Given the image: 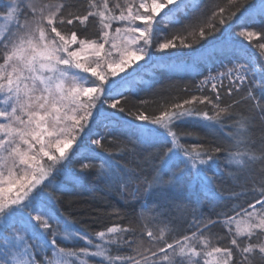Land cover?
<instances>
[{
  "label": "snow or ice",
  "instance_id": "6c2138e0",
  "mask_svg": "<svg viewBox=\"0 0 264 264\" xmlns=\"http://www.w3.org/2000/svg\"><path fill=\"white\" fill-rule=\"evenodd\" d=\"M200 2L0 6V264H264V0ZM204 131L223 135L204 143ZM221 162L226 193L209 175ZM87 180L142 183L181 223L142 204V229L93 235L59 210Z\"/></svg>",
  "mask_w": 264,
  "mask_h": 264
},
{
  "label": "trees",
  "instance_id": "16d2710c",
  "mask_svg": "<svg viewBox=\"0 0 264 264\" xmlns=\"http://www.w3.org/2000/svg\"><path fill=\"white\" fill-rule=\"evenodd\" d=\"M5 2L6 0H0V6H3ZM208 2L209 0H201L200 7H205ZM220 2L226 3V0H220ZM164 11H167V8H165ZM0 15H2V13H0ZM160 15H163V11L160 13ZM0 27H3L2 22H0ZM178 27L179 26H172L170 28H164L163 33L165 35H171V33L177 30ZM218 34L219 33H217V35ZM160 39H162V37H160ZM243 43H247V41H243ZM249 50L253 53L255 52V49H252L251 45H249ZM258 62L261 61H259L258 59ZM140 63H143V61H141ZM200 78L201 77H197L196 79L198 80ZM149 79V76H144V80ZM177 83L180 85V87H183L186 84L191 86L195 83V80H190L185 77L183 79H179ZM140 87L143 90L140 91L138 95L147 97L149 95V92L147 91L146 85L141 84ZM153 87L159 88L160 85L155 84L153 85ZM135 99L136 97L131 98V100ZM225 100L228 101L229 98L225 96ZM130 104L131 101L126 106H130ZM148 110L149 112H151L152 110H154V106L149 105ZM201 135L204 138L203 142L208 143L216 141L219 136L223 135V133L204 131L201 132ZM113 151L118 152L119 146L113 145ZM114 163L116 162L114 161ZM126 163L129 167H135L136 160L128 156H123L119 160V165L123 166ZM74 167L78 169V164L74 165ZM225 168L226 165L221 162L219 163L218 167L213 168L209 173V175L214 176L215 183L212 185V187L213 190L218 193L221 191H224L226 193L228 189V183L225 180ZM85 184L86 187L82 192V195L79 198L73 199L71 207H69L68 198H64L61 201L59 210L65 213L71 212L72 219L77 221L76 227H82L84 230L92 232L93 235L95 231L102 230L105 226H112L115 224L127 225L129 221H135L136 223L134 226L137 227L138 230L142 229L144 224V221L140 220V206L142 204H146L149 208L158 206V210L164 213V220L172 219L175 217L177 218L176 222L181 223V220L179 218L180 214L176 213L173 207V200L165 194L157 192H146V185L142 183H132L129 186L128 190L123 192H121L119 189L104 190L102 185L93 184L90 180H87ZM240 203H244L246 207V203L243 200L240 201ZM93 206L96 210L92 211L91 215H82L85 210H89ZM230 206L231 203H228L227 205H221V207H225V210ZM113 208L119 210V215L112 213ZM100 209H104L106 211H100ZM185 215H187L188 219L191 218L190 214ZM120 217H123V219H121ZM163 226L164 225H159V227ZM214 231H219L221 232V234L223 233V229L221 228L214 229Z\"/></svg>",
  "mask_w": 264,
  "mask_h": 264
},
{
  "label": "rangeland",
  "instance_id": "374dc122",
  "mask_svg": "<svg viewBox=\"0 0 264 264\" xmlns=\"http://www.w3.org/2000/svg\"><path fill=\"white\" fill-rule=\"evenodd\" d=\"M130 70H131V68L127 69L126 71H130ZM124 74H126V73H120V75H124ZM118 78H119V76L115 77V79H118Z\"/></svg>",
  "mask_w": 264,
  "mask_h": 264
}]
</instances>
